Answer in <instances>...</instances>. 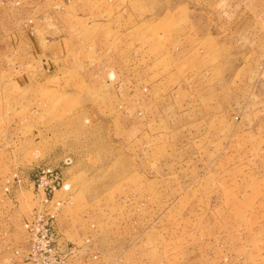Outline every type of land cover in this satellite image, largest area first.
Listing matches in <instances>:
<instances>
[{
    "label": "rangeland",
    "instance_id": "obj_1",
    "mask_svg": "<svg viewBox=\"0 0 264 264\" xmlns=\"http://www.w3.org/2000/svg\"><path fill=\"white\" fill-rule=\"evenodd\" d=\"M41 2L3 3L0 264L34 216L54 264H264V0Z\"/></svg>",
    "mask_w": 264,
    "mask_h": 264
},
{
    "label": "crops",
    "instance_id": "obj_2",
    "mask_svg": "<svg viewBox=\"0 0 264 264\" xmlns=\"http://www.w3.org/2000/svg\"><path fill=\"white\" fill-rule=\"evenodd\" d=\"M5 1L6 0H0V44L3 42H6L7 40L10 41L9 39L15 36L16 31L14 29H9V27H12L13 25L15 26L16 22L19 23V21H17V17H11L9 15V10H8L9 5L6 4L5 5L6 7H4L3 3ZM14 1H18V3L20 4L21 2L23 3V5H21L22 7L20 5H18L20 7H16V9L18 10L16 11L17 14H15L16 16H19L20 19L22 17L21 24H23L24 26L23 28H25V30L23 29L24 32L20 30L21 36L22 37L27 36V38L29 39L34 38L35 34L36 36H38L39 33L37 30V25H38L37 23L39 22V20H37L38 16L34 15V13H37V5L42 4L41 0L39 1L37 0H14ZM40 8L45 9V6L41 5ZM46 8H50V7H46ZM24 14L26 17L23 19ZM48 18H49V23H51L50 15H48ZM27 19L29 21H27ZM29 27L31 28V30Z\"/></svg>",
    "mask_w": 264,
    "mask_h": 264
},
{
    "label": "built area",
    "instance_id": "obj_3",
    "mask_svg": "<svg viewBox=\"0 0 264 264\" xmlns=\"http://www.w3.org/2000/svg\"><path fill=\"white\" fill-rule=\"evenodd\" d=\"M8 192L9 189H6ZM54 219L55 215L50 214V218L47 219L45 225L43 226V230L46 234H50L53 236L55 234L54 230ZM25 230L28 234L29 240H30V248L27 252L26 257H24L25 261L29 264H54L55 259H53L55 249L51 245H46L43 248H40L39 246V239H40V232L38 222L36 220V216H34L31 220L27 221L25 224ZM16 255H20L19 251L15 252ZM46 255L45 260H41L40 256ZM50 258H52V262H50ZM60 262H63L62 260H59Z\"/></svg>",
    "mask_w": 264,
    "mask_h": 264
}]
</instances>
